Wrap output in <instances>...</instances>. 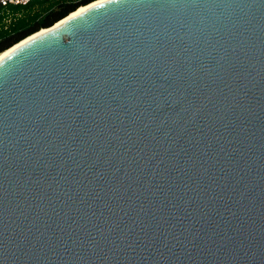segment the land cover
I'll return each mask as SVG.
<instances>
[{"label":"water","instance_id":"water-1","mask_svg":"<svg viewBox=\"0 0 264 264\" xmlns=\"http://www.w3.org/2000/svg\"><path fill=\"white\" fill-rule=\"evenodd\" d=\"M0 264H264V0H102L2 58Z\"/></svg>","mask_w":264,"mask_h":264},{"label":"trees","instance_id":"trees-1","mask_svg":"<svg viewBox=\"0 0 264 264\" xmlns=\"http://www.w3.org/2000/svg\"><path fill=\"white\" fill-rule=\"evenodd\" d=\"M93 0H32L0 6V52Z\"/></svg>","mask_w":264,"mask_h":264},{"label":"bare ground","instance_id":"bare-ground-1","mask_svg":"<svg viewBox=\"0 0 264 264\" xmlns=\"http://www.w3.org/2000/svg\"><path fill=\"white\" fill-rule=\"evenodd\" d=\"M102 0H96V1H93L87 5H82L80 7H78L77 9H75L74 11L70 12L67 16H65L64 18H62L61 20L57 21L56 23H54V25L50 26V27H47V28H41L39 30H37L36 32L26 36L25 38H23L22 40H20L19 42L15 43L14 45L8 47L7 49L3 50L2 52H0V60L2 58H4L6 55H8L10 52H12L13 50H15L16 48L20 47L21 45H23L24 43H26L35 33H38V32H41V31H44V30H48V29H51L59 24H61L64 20L68 19L69 17H72L74 15H76L77 13L83 11L84 9H86L87 7H89L90 5L94 4V3H97V2H100Z\"/></svg>","mask_w":264,"mask_h":264},{"label":"built area","instance_id":"built-area-1","mask_svg":"<svg viewBox=\"0 0 264 264\" xmlns=\"http://www.w3.org/2000/svg\"><path fill=\"white\" fill-rule=\"evenodd\" d=\"M32 0H0V6H6V5H23L27 4Z\"/></svg>","mask_w":264,"mask_h":264}]
</instances>
